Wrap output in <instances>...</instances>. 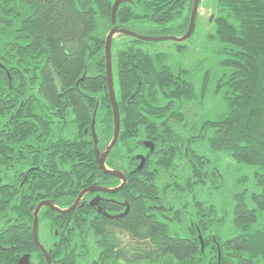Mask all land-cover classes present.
Here are the masks:
<instances>
[{
    "label": "trees",
    "instance_id": "1",
    "mask_svg": "<svg viewBox=\"0 0 264 264\" xmlns=\"http://www.w3.org/2000/svg\"><path fill=\"white\" fill-rule=\"evenodd\" d=\"M113 1L0 0V264L26 253L45 264L32 238L38 199L67 206L94 180L117 184L99 171L85 133L96 103L99 147L114 130L103 50ZM192 4L125 0L116 24L147 22L154 29L146 35L182 36ZM211 14L206 38L215 60L200 77L168 52L139 46L156 41L129 37L113 48V40L120 133L106 163L126 176L117 195L129 211L117 218L109 216L121 209L115 204L103 214L84 205L61 214L43 208L38 222L53 240L52 264H264V0H215ZM209 102L217 110L200 117ZM38 132L53 151L26 162L18 152L26 142L36 148L30 138ZM200 139L256 168L258 190L233 194L229 225L198 197L209 181L218 189L222 176L192 147ZM149 141L153 151L133 172ZM25 164L43 167L24 179Z\"/></svg>",
    "mask_w": 264,
    "mask_h": 264
},
{
    "label": "rangeland",
    "instance_id": "2",
    "mask_svg": "<svg viewBox=\"0 0 264 264\" xmlns=\"http://www.w3.org/2000/svg\"><path fill=\"white\" fill-rule=\"evenodd\" d=\"M215 0H200L199 8H202L204 15L198 14V21L192 37L185 41H173L164 40L156 41L154 44L149 42L140 43V47L147 49L150 52L165 51L168 52L173 60H181L183 65L189 69H194L196 77H200L205 70L212 68L214 63V57L211 54V46L207 43L206 35L210 31L211 26L209 23V17L211 15V9L213 8ZM128 30H136L138 33L144 35L147 32L154 29L153 25L147 22L141 23L140 21H132L123 25ZM212 31V30H211ZM108 33V31H107ZM175 36V35H174ZM113 48L121 46L122 42L130 41L128 36H115ZM181 44L187 50L185 53L180 54L177 52L175 44ZM214 108V109H213ZM215 106L210 102L204 108V111H197V114L202 117L213 112ZM202 112V114H200ZM197 146L201 149L202 154L210 160L211 165H216L222 176H220L221 186L218 189H213L210 185V181L207 182L203 189L199 190V199L203 201H210L216 205V209L224 217V223L229 225L232 214H231V197L234 193L247 189V191H257L258 187L254 185L253 172L255 167H245L243 165L238 166L231 158H227L223 155H218L207 147L206 142L198 140L194 142L192 147Z\"/></svg>",
    "mask_w": 264,
    "mask_h": 264
},
{
    "label": "water",
    "instance_id": "3",
    "mask_svg": "<svg viewBox=\"0 0 264 264\" xmlns=\"http://www.w3.org/2000/svg\"><path fill=\"white\" fill-rule=\"evenodd\" d=\"M125 0H114L113 1V5L111 8V12H110V16H111V28L108 31V33L105 36V42H104V61H105V73H106V84H107V89H108V95L110 97V104L112 106V117H113V135L111 137V141L109 142V144L104 148V150L102 152L99 151L98 147H97V138H96V131H95V122H96V112H97V103L95 105V109L93 111L92 114V120H91V125H90V130L92 133V140L94 141V152H95V156H96V162L98 163L99 169L101 170V172H103L104 174H109V175H113V176H117L120 179V184L116 187V188H102L99 186H96V184L91 185L90 187H87L85 189H83V191H81L79 193V195L76 197V200L72 203V205L69 208L66 209H58L55 208L52 204V201H41L38 203V205L35 207L34 209V219H33V229H32V234H33V241L34 244L40 248V250L42 251L43 255L45 256L46 259V264H51V256H50V252H47L45 247L43 245H41V243H39L38 240V234H37V229H38V215H39V209L42 206H48V207H53L55 210H57L58 212H63V213H68V212H72L77 205L79 204V202L82 199V196L85 192H89V191H94V190H98V191H103V192H110V193H117V191L123 189L125 187V182H126V177L124 175V173H122L121 171L118 170H112L106 167L104 161L105 158L108 156V154L111 152L110 150L115 146V144L117 143V139L120 133V117H119V106H117V98L115 95V83H114V72H113V61H112V50H111V46H112V42L113 39L116 35L118 34H126L130 37H135L137 39L140 40H147V41H159V40H173V41H185L187 39H189V37L191 36V34L193 33L195 27H196V20L198 18V9H199V0H193V4H192V8H191V15L189 18V26L187 31L182 35V36H149V35H141L136 33L135 31H131L128 29H125V27H118V25L116 24V12L118 7L120 6V3L123 2ZM213 15L211 14L209 17V21H211ZM145 146H147L149 148L150 151H153L154 145L151 141L146 142ZM137 158H140V163L138 165V167L136 168V171H139L144 163H145V157L143 155H138ZM128 211V207H126L125 211L123 213H119L118 215H109L110 217H118L123 215L124 213H126ZM203 242H201V248H202ZM28 261V257H26L25 255L22 256V258L19 260V264H27ZM25 262V263H24Z\"/></svg>",
    "mask_w": 264,
    "mask_h": 264
},
{
    "label": "flooded vegetation",
    "instance_id": "4",
    "mask_svg": "<svg viewBox=\"0 0 264 264\" xmlns=\"http://www.w3.org/2000/svg\"><path fill=\"white\" fill-rule=\"evenodd\" d=\"M200 16V15H199ZM119 27V26H118ZM125 29H127L126 27H125ZM137 33V32H136ZM107 34V33H106ZM122 34V33H121ZM139 34V33H138ZM125 36H128V35H126V34H124ZM142 35V34H141ZM144 35H146V34H144ZM183 35V34H182ZM106 36V35H105ZM128 37H130V36H128ZM131 38H133V37H131ZM96 116V115H95ZM50 117V116H49ZM49 120H50V118H48ZM91 125V124H90ZM95 129V128H94ZM54 132H55V130H53ZM95 131H96V138H97V141L99 140V138H98V136H97V129H95ZM85 133H87V134H89L90 136H91V141H93L92 140V133H91V130H90V127H89V129L88 130H85ZM52 136L51 137H53L54 136V134L52 133L51 134ZM113 135V134H112ZM46 136H48V134L46 135ZM45 135L44 136H42V132H38L37 134H35V136L33 137V138H30L29 140L30 141H35V142H37V146H36V148L35 147H33L32 149H31V147H30V143L29 142H26L25 144H23L22 146H21V148H20V150H19V154L20 155H22L24 158H26V162H29L28 160H27V157H32L33 156V154H36V153H39V154H42V155H44V154H48L49 153V151H53V149H50L49 150V148H48V145L49 144H51L48 140H46V137ZM112 137V136H111ZM28 138H26V140H27ZM111 139V138H110ZM109 139V140H110ZM38 140H39V142H38ZM111 141V140H110ZM45 144V145H44ZM46 144H47V147H46ZM52 144H54V143H52ZM109 143H107V144H105L104 145V147L103 146H101V147H99L98 145H99V141H98V143H97V147H98V149H99V151L100 152H102L103 150H104V148L108 145ZM145 144H146V142H144V147H145V149L142 151V152H138L137 153V155H136V165L134 166V168L137 166V165H139V163H140V158H137L138 157V155H145L148 151H149V148L147 147V146H145ZM41 146V147H40ZM93 147H94V141H93ZM113 149V148H112ZM111 149V150H112ZM110 150V151H111ZM110 154V153H109ZM108 154V155H109ZM108 157V156H107ZM107 157L105 158V161H104V163H105V165H106V167L107 168H109V169H112L111 167H109L108 166V164L106 163V159H107ZM95 158H96V156H95ZM97 163V162H96ZM98 164V163H97ZM47 166V165H46ZM144 166V165H143ZM40 167H43V166H41V164H37V165H35V164H25V166L23 167V170L21 171V172H24L25 173V175H24V179H26L27 178V176H28V174H30V173H36L37 171H40ZM138 167V166H137ZM136 167V168H137ZM98 169H99V166H98ZM142 169V168H141ZM140 169V170H141ZM112 170H115V169H112ZM116 170H118V169H116ZM135 170L136 169H134L133 170V172H135ZM99 171L101 172V170L99 169ZM118 171H120V170H118ZM122 172V171H121ZM138 172V171H137ZM102 174H104L103 172H101ZM123 173V172H122ZM106 174V173H105ZM104 174V175H105ZM106 175H109V174H106ZM125 175V174H124ZM111 176H113V175H111ZM113 177H115V176H113ZM126 177V176H125ZM115 179H117L118 181H117V184H115L114 186H112V185H108V184H104V183H101V182H98V180H97V182L94 180V182H92V183H90L89 185H86L85 187H83V189H85V188H87V187H90L91 185H94V184H96V186H99V187H102V188H116L119 184H120V179L116 176L115 177ZM83 189H81L80 191H79V193L81 192V191H83ZM122 190V189H121ZM120 191V190H119ZM119 191H117V193L119 192ZM79 193L75 196V199L72 201V203L76 200V197L79 195ZM117 193H110V192H103V191H96V190H94V191H89V192H85L84 194H83V196H82V199H81V201L79 202V204L77 205V207L78 206H80V205H84V207H89L92 211H97V213H99V214H101L102 213V210L103 209H105L106 208V206H108L109 204H115L117 207L118 206H120L121 207V209L118 211V212H116V214H111V215H118L119 213H123L124 211H125V209H126V207L127 206H125L124 207V205L126 204L125 202H127V200L125 199V198H121L120 196H118L117 195ZM52 201V204H53V206L55 207V208H58V209H66V208H69L71 205H72V203L71 204H69V205H67V206H62V205H60V200L59 199H54V198H50V199H48V198H41V199H38V202H37V204L35 205V207L38 205V203L39 202H41V201ZM35 207L33 208V219H34V209H35ZM76 207V208H77ZM43 208H48V209H51V210H53V212L54 213H56V214H61V213H63V212H58L57 210H55L53 207H48V206H42L40 209H39V214H40V212H41V210L43 209ZM76 208L73 210V211H75L76 210ZM128 209H129V207H128ZM72 211V212H73ZM129 211V210H128ZM128 211L126 212V213H124L123 215H121V217L122 216H124V215H126L127 213H128ZM68 213H71V212H68ZM103 214V213H102ZM118 217H120V216H118ZM117 217V218H118ZM33 219H32V222H33ZM38 220H39V215H38ZM34 223V222H33ZM32 229H33V226H32ZM37 234H38V240H39V243H41V245H43L44 247H45V249H46V251L47 252H50V256H51V252H52V247H50V243H51V241H53L51 238H50V235H49V232H48V230L46 229V227H45V224L43 223V222H38V229H37ZM54 235H58V233H57V231L56 230H54ZM32 238H33V234H32ZM33 244H34V241H33ZM35 245V244H34ZM36 246V245H35ZM37 247V246H36ZM38 249H39V251H40V253H41V255L44 257V261H45V264H46V259H45V256L43 255V253H42V251L40 250V248L39 247H37ZM26 256V257H28V261H27V264H36V260L35 259H32L31 258V256H30V254H23V255H21L20 257H19V259H18V262H17V264H19V260L22 258V256ZM25 263V262H24ZM51 264H52V256H51Z\"/></svg>",
    "mask_w": 264,
    "mask_h": 264
},
{
    "label": "built area",
    "instance_id": "5",
    "mask_svg": "<svg viewBox=\"0 0 264 264\" xmlns=\"http://www.w3.org/2000/svg\"><path fill=\"white\" fill-rule=\"evenodd\" d=\"M199 15H204L205 14V12H203V10H202V8H199Z\"/></svg>",
    "mask_w": 264,
    "mask_h": 264
}]
</instances>
